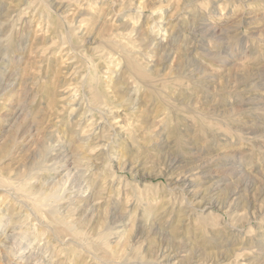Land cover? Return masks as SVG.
Listing matches in <instances>:
<instances>
[{
	"label": "rangeland",
	"instance_id": "obj_1",
	"mask_svg": "<svg viewBox=\"0 0 264 264\" xmlns=\"http://www.w3.org/2000/svg\"><path fill=\"white\" fill-rule=\"evenodd\" d=\"M0 264H264V0H0Z\"/></svg>",
	"mask_w": 264,
	"mask_h": 264
},
{
	"label": "bare ground",
	"instance_id": "obj_2",
	"mask_svg": "<svg viewBox=\"0 0 264 264\" xmlns=\"http://www.w3.org/2000/svg\"><path fill=\"white\" fill-rule=\"evenodd\" d=\"M177 158V157H176ZM212 190V189H211ZM211 195V194H210ZM205 197V196H204ZM212 201V200H211ZM80 203V202H79ZM59 233V232H58ZM61 234V233H60Z\"/></svg>",
	"mask_w": 264,
	"mask_h": 264
}]
</instances>
